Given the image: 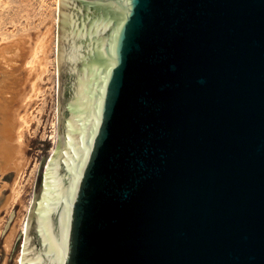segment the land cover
Returning <instances> with one entry per match:
<instances>
[{"label": "water", "instance_id": "95a60500", "mask_svg": "<svg viewBox=\"0 0 264 264\" xmlns=\"http://www.w3.org/2000/svg\"><path fill=\"white\" fill-rule=\"evenodd\" d=\"M45 160L20 264H264V0H59Z\"/></svg>", "mask_w": 264, "mask_h": 264}, {"label": "rangeland", "instance_id": "374dc122", "mask_svg": "<svg viewBox=\"0 0 264 264\" xmlns=\"http://www.w3.org/2000/svg\"><path fill=\"white\" fill-rule=\"evenodd\" d=\"M58 6L59 0H0V49L2 51L4 49L2 55H6V53L13 55L10 67L4 58L0 59V78L7 68L13 74L10 79L7 76L5 85L8 88L9 86L17 87L18 84L24 83L28 72L24 64L26 58L22 56L23 51L21 54L19 51L18 37H27V40H31V44L45 39L39 56L33 58L40 74L36 79L37 90L31 92L30 103L26 112V115L30 114L29 125L24 129L28 165L24 176L20 179L21 199L15 202L16 204L8 212L0 210L1 214L6 216L5 225L10 214L14 213L8 230L4 232V225L0 232V264H16L17 256L21 250V245L15 246L16 240L20 234H23L21 232L23 220L27 224L40 162L45 160L46 155L49 154L44 167L41 169L43 171L58 141ZM24 34L29 35L30 38ZM13 46L15 47L12 48ZM11 92L13 93L14 90ZM11 92L6 93V95L11 97ZM14 178L15 172L12 170L3 175L0 174V179L1 181L5 180L4 182H12ZM10 190L9 185L4 187L6 196L10 194ZM21 216L22 219L19 220ZM15 219L19 221L17 222ZM14 223L18 224V232L12 246L7 249L4 240L7 235L5 234H8L12 228L11 225Z\"/></svg>", "mask_w": 264, "mask_h": 264}, {"label": "bare ground", "instance_id": "6f19581e", "mask_svg": "<svg viewBox=\"0 0 264 264\" xmlns=\"http://www.w3.org/2000/svg\"><path fill=\"white\" fill-rule=\"evenodd\" d=\"M25 36H28L30 38L29 35ZM21 37H18L19 39H17L18 44H20V54L23 51L22 56H25L26 58L24 63L28 71L26 81H24V83L22 82L23 84H18L17 87L9 86L8 88L5 85L6 80L8 79L7 76L9 77V79L13 77V74L8 71L9 68H7L5 72L3 71V75L0 78V174L3 175L4 173H7L11 170L15 172V178L12 182L8 183L4 182L5 180L1 181L0 179V210H6V212H8L14 204H16L15 202L20 201L21 199L20 179L24 176L28 165V158L26 156L27 144L24 140V129H26L29 125L30 114L26 115V112L28 110L27 106L30 103L31 92L37 90L36 79L40 74V70L35 66L33 58L39 56V53L42 51L41 47L43 46L45 40H40L41 42L36 41L31 44V40H27V37ZM14 47L15 46H13L12 48ZM3 51L0 49V59L2 60L4 58L5 62H7L8 67H10V62L13 59V55H10L9 53H6V55H2ZM10 52L12 53L11 50ZM13 52L15 53V51ZM11 90H14V92L12 93ZM10 92L11 97H8L6 93ZM14 101H16V103H14ZM7 185L11 187V192L8 196H6L4 193V187ZM5 219L6 216L1 214L0 211V232L5 225ZM16 219L15 221L18 222L20 219H22V216L21 218H19V220ZM23 221L24 222L21 224V232L25 234L26 222L25 220ZM11 226V230H9L8 234H5L7 236L4 239L7 249H9L8 247L12 246V242L18 232V224L14 223V225L12 224ZM22 250L23 248L21 247V250L16 259V264L21 263Z\"/></svg>", "mask_w": 264, "mask_h": 264}]
</instances>
